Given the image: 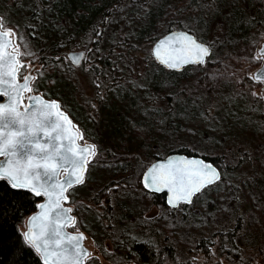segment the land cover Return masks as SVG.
<instances>
[{
	"label": "rangeland",
	"instance_id": "obj_1",
	"mask_svg": "<svg viewBox=\"0 0 264 264\" xmlns=\"http://www.w3.org/2000/svg\"><path fill=\"white\" fill-rule=\"evenodd\" d=\"M58 1L23 0L21 6L22 4L23 7L32 6L34 9H39V6L48 19H54ZM161 1L163 0H150L148 5L136 15V18L141 19L140 26L146 24L149 14L147 11L151 6L154 4L160 7ZM189 1L171 0V3L164 7L162 16L157 18L155 27L149 30L146 39L142 42L141 55L135 53L132 58L128 59V62H121L120 67L123 70L112 75L111 86L103 88L98 86L97 78L89 70L91 65L95 64L93 55L101 48L94 50L93 47H85L82 42L72 38L70 42L73 43V46L62 55L63 61L56 59V57H61L60 55L55 56L54 61H51V58L42 61V53L35 47L33 36L30 31L26 30L25 25L7 24V26H2L4 31L8 27L14 28L10 35L13 37L14 51L18 54L21 64L19 78L23 79L31 73L34 76L32 87L36 89L34 93H39L47 99L61 98L63 108L70 110L68 114L79 132L80 142L96 145L95 156L90 159L93 164L90 163L88 166L84 184H79L69 191L71 195L68 205L72 207L75 216L73 226L78 220L77 212L80 208V212L82 207L91 206L94 208L92 198L103 189L107 191L120 188L121 190L123 188L121 184L131 173L132 164L136 165L135 161H111L119 153L115 150V145L121 143L120 139L116 137L120 133L114 132V128L120 121L127 124V120H131L130 124L135 125L138 131H141L136 136L141 138L143 144L146 145L145 149L138 151V155L141 157L139 159L142 161L151 157L147 161L146 167L181 148H188L190 152L199 155L220 156V165L224 168L226 177L224 181L226 182H222L221 186L213 191L219 196L214 194L210 197L213 200V203L210 202L211 209L215 210L216 214L219 210L218 215L221 214V217L225 216L227 219L234 211H240V214L244 215L242 218L245 225L254 221L264 228V191L261 189L264 187V158L255 156L258 151L259 155L264 156V137L258 136L256 133L258 129H255L256 126H261L256 112L264 103V92L263 83L254 78V73L263 63L264 58L258 54V50L264 42V38L250 55L243 54L241 59H236L231 50L224 49L223 56H220L219 52L216 59L212 60L218 62H207L200 67H193L183 77L176 78L166 84L165 82L160 84L152 82V73L157 70V66L151 65L147 56L155 42L166 33L172 30L191 29L202 38H206L207 42H216V39L223 35L219 22L212 25L211 28L209 27L207 32L205 27H200L198 19L192 13L193 9L188 7ZM130 8L134 10L136 6L130 5L128 9L124 10V17L113 24L115 30L131 33L132 29L129 24L135 15L130 13ZM0 19L2 20L1 17ZM219 49L217 48L216 51ZM78 51H84L86 54L83 62L87 63L83 68L70 64L68 55H66L69 52ZM90 52H92L91 55ZM69 64L72 71L65 67ZM224 72L236 75V78L230 77V83L227 86L223 84ZM165 74L168 75V73ZM246 78L252 83L250 86L254 85L252 94L263 101H256L248 97L244 90L242 92L236 90V88H242L240 84L244 85ZM36 81H39V84H36ZM99 82L101 83L100 80ZM49 89L52 91L50 92ZM102 92L105 93L103 104L98 102V96ZM179 98L187 104L188 109L186 114H182L183 120L178 121L175 119V114L179 104L183 103L179 102ZM92 106H95V110ZM139 109H141L140 113ZM149 111H155L161 114L164 120L166 118V121H170L166 131L151 143L144 137V132L149 128L146 124L150 123L147 122ZM236 111H240V113L235 116ZM177 123L181 125V128ZM160 132L161 130L155 136ZM238 151L241 152V156L236 155ZM120 158L122 157L120 156ZM235 188H238L237 191L240 192L238 196L234 193ZM130 194L138 199V207L135 210L140 211L143 219L136 217V221H140L139 226L141 225V227L144 225L141 221L145 222L149 217L155 222H159L167 220L172 214L179 215L182 220L181 213L183 212V219L188 218L190 222V220L196 221V217L190 216V214L196 213V209L205 214L208 213L205 212L206 205H203V199L210 194L199 196L195 209H175L176 213L162 208L152 196L143 198L136 190H131ZM201 211L197 213L200 212L202 215ZM185 214L187 217L184 216ZM85 216L87 223H90L91 217L88 211L85 212ZM26 220L27 218L20 226L22 233L26 230ZM82 223L85 224L84 219ZM71 231L85 234V244L91 253L89 259H96L97 264H115L109 258L119 259L110 239H102L105 249L103 250L98 247L89 232L80 227H71ZM214 252L213 248L212 253ZM245 254L248 253L245 252ZM193 258V264H230L225 257L216 256L210 261L208 256L202 252H197Z\"/></svg>",
	"mask_w": 264,
	"mask_h": 264
},
{
	"label": "trees",
	"instance_id": "obj_2",
	"mask_svg": "<svg viewBox=\"0 0 264 264\" xmlns=\"http://www.w3.org/2000/svg\"><path fill=\"white\" fill-rule=\"evenodd\" d=\"M22 1L0 0L2 26H7V24L25 25L26 30L30 31L33 36L35 47L42 53V61H47L46 59L50 58L51 61H54V57L58 55L62 57L67 50L72 48L73 43L70 42L72 38L82 42L85 47H93L94 50L101 48L93 55V58L103 74L99 69H92L91 72H93V76L95 73V77L101 81L100 84H103L104 87L111 86L112 75L120 72L121 62H128V59L132 58L135 53L141 55V45L146 39L147 33L155 27L157 18L162 16L164 7L171 3V0H163L160 2V7L153 4L147 11L149 14L146 24L140 26L141 19L136 18V15L148 5L150 0H146V2L145 0H59L54 19H48L39 6V9H34L32 6L23 7V4L21 6ZM130 5L136 6L134 10L129 9L130 13L135 15L129 24L132 29L131 33L115 30L113 24L124 17L123 12ZM188 7L193 9L192 13L198 19L200 27H205L206 32L215 23H220L223 35L216 39L213 47V51L216 54L220 52V56L224 55V49H228L234 52L236 59H241L243 54L250 55L264 38V0H190ZM119 8L121 11L118 12ZM94 31L99 33L98 40ZM205 39L203 38V41H206ZM217 48L220 49L216 51ZM91 54L92 52H90ZM121 57H123V61H121ZM216 57L217 55L213 56L212 60ZM147 59L151 65L157 66V70L152 73V82L159 84L174 81L176 78L183 77L193 67L202 66L189 65L182 71H171L150 59L149 55ZM113 62H115V66ZM223 75L225 86L230 83V77L236 78V75H231L229 72H224ZM243 84H240L242 88H236L238 92L244 90L248 97L256 101H263L252 94L254 85L250 86L252 83L247 78ZM2 98L0 96V100ZM179 102L183 101L179 98ZM187 109V104L180 103L175 119L183 120L182 114H186ZM138 112L140 113L141 109ZM236 113L235 116L240 111H236ZM256 113L261 126L254 127L258 129L256 132L258 136L264 137V103ZM147 115L149 116L147 122L150 123L146 124L149 128L144 132V137L151 143L166 131L170 121H166V118L164 120L162 115L155 111H149ZM130 122L131 120H127V124H125L120 121L114 128V132L120 133L116 137L120 139L121 143L115 145L114 148L119 153L111 161H135L136 165L132 164L131 173L121 184L123 187L121 190L120 188L107 191L103 189L97 193L92 198L95 207H82L81 212L80 208L77 212L78 220L75 226L71 227H80L89 232L98 247L103 250L105 249L102 239H110L119 258H109L115 264H193V255L197 252L206 254L210 261L216 256L225 257L230 264H240L241 257L264 256V251H261L264 249V228L254 221L245 225L242 218L244 215L240 214V211H234L227 219L225 216L221 217V214L218 215L219 210L216 214L215 210L211 209L210 202L213 200L210 197L217 194L213 191L217 190L222 182H226L222 167L223 175L220 181L207 187V191L197 195L191 204H181L177 208V210L181 208L195 209L199 196L210 194L203 199L207 214L196 209V213L190 214V216L196 217V221L190 220L189 222L188 218L183 219L182 212V220L179 215L170 214L167 220L155 222V220L147 219L145 222L141 221L144 223L142 227L139 226L140 221L137 222L136 217L140 219L143 217L140 211L135 210L139 202L136 197L130 194L131 190H136L143 198L152 196L162 208L173 212L177 210L167 206L165 194H153L144 189L141 178L149 167L146 166L151 157L142 161L139 159L141 157H139L138 151L145 149L146 145L143 144L141 138L136 136L141 131H138V128ZM177 124L181 128V125ZM160 130L161 132L155 136ZM255 148L258 147L255 146ZM189 150L181 148L173 152L201 156L213 162L214 165L221 162L220 156L199 155ZM237 153L236 155L241 156L240 151ZM259 154V151L255 154L256 158H264ZM90 163L93 164V161ZM261 189L264 191V187ZM237 190L238 188H235L234 193L238 196L240 192ZM41 200V196H35L27 190L14 189L6 181L0 179V264H43L40 256L31 246L23 245V233L20 231V226L30 214L36 211ZM87 211L90 213V223L86 221L85 212ZM198 211H201L202 215L200 212L197 213ZM184 216L187 217V214ZM83 219L85 224L82 223ZM213 248L215 249L214 253H212ZM86 264H97V260L88 259ZM248 264H252V261H248Z\"/></svg>",
	"mask_w": 264,
	"mask_h": 264
},
{
	"label": "snow or ice",
	"instance_id": "obj_3",
	"mask_svg": "<svg viewBox=\"0 0 264 264\" xmlns=\"http://www.w3.org/2000/svg\"><path fill=\"white\" fill-rule=\"evenodd\" d=\"M146 2V0H145ZM3 21L0 20V25ZM14 28L8 27L5 31H0V93L8 97L7 103H0V154L7 159L6 162L0 163V179L6 181L14 189H30L35 196L48 197V203H40L37 205L43 209L42 212L29 217V231L23 232V245L31 246L40 254L43 264H82L81 255L84 249L81 246L79 236H71L61 231L58 225L62 218L68 222H72L75 218L67 216L71 212V208L62 206L61 201L68 200L71 193L66 194V189L59 179L49 183L41 180V175L51 177L56 175L57 157L63 160V163L70 164L76 179H69V185L80 182V171L84 168L85 152L82 149L77 152L76 149L68 146L66 151H62L65 146L58 143L64 139L67 131L66 125L70 123L68 112L61 103V98L47 99L42 96H31L29 99L35 100L38 107L31 110L27 105L24 109H20L19 105L22 101L21 92L23 89L29 88L26 81L19 84L15 79H5V71L7 75L14 77L17 69L14 66L18 63L14 56L7 55V64L5 63V53L3 51L6 46L8 36L13 33ZM191 33V34H190ZM94 35L99 39V33L94 31ZM162 45H166L162 48ZM215 42L203 41L202 36L193 30H184L170 33L163 39L159 40L153 49L149 51V58L154 61H160L169 68H178L188 64L191 60H195L197 64L207 59L212 61V57L217 55L213 51ZM66 55L72 60L76 59L77 54L69 52ZM83 56V53L79 54ZM57 60L63 61L64 57H56ZM123 61V57H121ZM85 62H80L81 68ZM71 64V61H70ZM65 65L69 71L71 66ZM115 66V62H113ZM99 69V65L92 64L89 70ZM121 71L123 69H120ZM59 71V68H57ZM101 74H103L101 70ZM95 77V73H94ZM259 79V77H257ZM114 82V81H113ZM39 84V81L35 82ZM8 84L11 87L5 89L2 85ZM97 84L100 88L104 85L100 84L97 78ZM143 86V85H141ZM36 91L35 88L30 89ZM51 92L52 90L49 89ZM47 95V93H45ZM105 93H100L98 102L103 104ZM95 110V106H92ZM91 118V117H90ZM43 133V136H41ZM44 138H47L46 142ZM95 148L96 145H92ZM75 153L70 156L69 153ZM78 157V158H77ZM45 171L42 174L39 169ZM223 170L219 163L201 159L199 157L180 156L175 161H160L153 164L147 173H144L145 184L155 190L160 188L168 189L169 204L173 201L189 200L191 197L207 191V185L213 181H220ZM52 208H60L61 211L56 213L55 223L49 216ZM151 219V217H149ZM39 228V232L33 229ZM51 235V238L49 234ZM67 239L74 245V250H69L64 246L63 241ZM261 251H264L262 249ZM264 264V256L258 257H241L240 264Z\"/></svg>",
	"mask_w": 264,
	"mask_h": 264
},
{
	"label": "water",
	"instance_id": "obj_4",
	"mask_svg": "<svg viewBox=\"0 0 264 264\" xmlns=\"http://www.w3.org/2000/svg\"><path fill=\"white\" fill-rule=\"evenodd\" d=\"M1 20V19H0ZM0 31H4V29L2 28V25H0ZM179 31H184V30H172L168 33H166L164 36H162L161 38H159L155 44L163 39L165 36L169 35L170 33H174V32H179ZM191 34V33H190ZM155 44L153 46V48L155 47ZM162 48H165L166 45H162L161 46ZM4 53H5V63L7 64V55L11 54L14 56V59L16 61H18L17 64H15L14 66L16 67L17 69V72L15 74L14 77H9L7 75V71L8 69L5 68L4 71H5V76L4 78L7 80V79H15L17 83L19 84H23L25 83L26 81L24 80V78L22 80H20L19 78V73H20V67H21V64H20V60H19V57H18V54L14 51V40H13V37L11 35L8 36V39H7V42H6V46L4 47L3 49ZM77 54L76 56V59L75 60H72L71 57L67 56L68 59L71 61V64L73 66H80V62H83L84 59H85V52L84 51H78V52H74ZM80 53H83V56H80L79 54ZM258 54L260 56H262L264 58V42L261 44L259 50H258ZM207 61V59L201 61L199 64H197L193 58V60H191L188 64H185V65H182L178 68H169L167 65H164L162 64L160 61H156L160 66L164 67L165 69L167 70H171V71H182L185 67L189 66V65H202L204 64L205 62ZM25 77L28 78L27 80V83L29 84V88L27 89H23L22 92H21V97H22V101L19 105L20 109H24V106L27 105L28 109L31 110L35 107H38L39 105H37V102L35 100H31L29 99V97L31 96H36V95H39V96H42L41 94L39 93H34V91H31L30 89H33L32 87V81L34 79V76L33 74L29 73L27 74ZM257 77H259V79H257ZM254 78L256 81L258 82H262L263 83V92H264V59H263V63L261 65V67L254 73ZM2 87H4L5 89H8L9 87H11L10 85L8 84H4L2 85ZM0 96L3 97V100L0 101V103H7L8 101V97L4 96L3 93H0ZM45 100H47V98H45L44 96H42ZM69 116V120H70V123L66 125V128H67V131L65 133V136H64V139L62 141H59L58 143H62L65 148L62 149V151H66L68 146L71 145L72 148L76 149L77 152H80L82 149L84 150L85 152V161H86V164L84 166V168L80 171L79 175H80V182L78 183H75V184H72V185H69L67 183V181L69 179H72V180H75L76 177L75 175L73 174V170L70 166V164L66 165L63 163V160L60 158V157H57V167L55 169V172H56V175L52 176L51 177V180H49V177L48 176H45V175H41L40 179L41 180H46L48 181L49 183H52L54 181H56L57 179L60 180L61 183L64 184L65 186V189H66V194L68 193V191L74 187V186H77L79 184H81L84 179H85V176H86V173H87V170H88V164H89V161L91 158L94 157L95 155V148H92L91 146L94 145L92 143H87V144H82L80 143V135H79V132L78 130L75 128L74 126V122L72 120V118L70 117V115L68 114ZM41 136H43V133H41ZM45 142L47 140V138H44ZM70 156H74L75 153H69ZM180 156H190V157H199L201 159H205L201 156H192V155H186V154H183V153H171L170 155H168L166 158H162V159H158L156 160L155 162H153L147 169L144 173H147L149 168H151V166L153 164H157L158 162L160 161H168L169 159L175 161L177 157H180ZM78 158V157H77ZM6 157L2 154H0V163H3V162H6ZM209 161V160H208ZM211 162V161H210ZM215 166V165H214ZM39 171L43 174L44 173V169L43 168H40ZM144 173H143V176H142V184H143V187L146 191L150 192V193H153V194H165V201H166V204L168 205V207L170 208H178L181 204H191L194 200V198L197 196H193L191 197L189 200L185 201V200H180V201H173V203L169 204L168 202V197L169 195H171V193H169L168 189L166 188H160L159 190H155L153 188H151L150 186L146 185L145 184V181H144ZM222 178V177H221ZM218 181H213L212 184L210 185H207L206 187H209L215 183H217ZM23 190H27V191H30V189H23ZM199 195V194H198ZM42 197V200L39 202L40 203H48L49 201V198L48 197H45L43 196V194L40 195ZM68 200H65V201H61V204L63 207L65 208H71L72 207L70 205H68ZM38 204V205H39ZM43 209L39 208L37 206V209L36 211H34L32 214H30L28 217H27V220H26V230L25 231H29V217L33 216V215H36L40 212H42ZM61 211L60 208H52L51 209V212L49 213V216L50 218L52 219L53 223H55V217H56V213ZM73 210L69 213H67V216H71V217H74L73 215ZM75 218V217H74ZM75 222V219L72 221V222H68L66 219L62 218L61 220V223L58 225V227L61 229V231L65 234H68V235H71V236H78L80 233H83V232H73L69 229V227L73 226ZM34 231L36 232H39V228L37 227L36 229H33ZM51 233L49 234L50 238H51ZM79 239H80V243H81V246L82 248L84 249V253L81 255V262L82 264H86L87 260L89 259L90 257V250L89 248L86 246L85 244V241H86V236L85 234L83 233L82 236H79ZM63 244L65 247H67L70 251L71 250H74V245L69 242L67 239H65L63 241ZM35 250V249H34ZM39 256L40 254L37 253ZM41 260H42V257L40 256ZM43 261V260H42ZM127 264H133V263H127Z\"/></svg>",
	"mask_w": 264,
	"mask_h": 264
},
{
	"label": "flooded vegetation",
	"instance_id": "obj_5",
	"mask_svg": "<svg viewBox=\"0 0 264 264\" xmlns=\"http://www.w3.org/2000/svg\"><path fill=\"white\" fill-rule=\"evenodd\" d=\"M3 99V98H2ZM0 101H2V100H0Z\"/></svg>",
	"mask_w": 264,
	"mask_h": 264
}]
</instances>
